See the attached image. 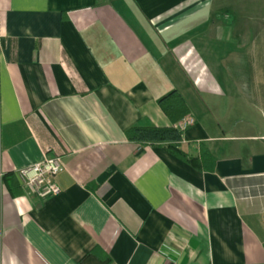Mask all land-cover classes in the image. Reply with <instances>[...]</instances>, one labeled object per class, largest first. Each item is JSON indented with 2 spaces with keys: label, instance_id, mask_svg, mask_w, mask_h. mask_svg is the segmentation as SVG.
Instances as JSON below:
<instances>
[{
  "label": "crops",
  "instance_id": "1",
  "mask_svg": "<svg viewBox=\"0 0 264 264\" xmlns=\"http://www.w3.org/2000/svg\"><path fill=\"white\" fill-rule=\"evenodd\" d=\"M0 264H264V0H0Z\"/></svg>",
  "mask_w": 264,
  "mask_h": 264
},
{
  "label": "built area",
  "instance_id": "2",
  "mask_svg": "<svg viewBox=\"0 0 264 264\" xmlns=\"http://www.w3.org/2000/svg\"><path fill=\"white\" fill-rule=\"evenodd\" d=\"M194 123L192 116H185L176 127L183 131ZM63 169L62 156L46 154L42 161L19 168L17 173L28 195L45 200L60 192L57 177Z\"/></svg>",
  "mask_w": 264,
  "mask_h": 264
},
{
  "label": "trees",
  "instance_id": "3",
  "mask_svg": "<svg viewBox=\"0 0 264 264\" xmlns=\"http://www.w3.org/2000/svg\"><path fill=\"white\" fill-rule=\"evenodd\" d=\"M160 103L172 119L173 124L171 126H135L127 131V135L130 139L138 142L165 144L174 153L187 159V155L179 148L182 130L176 127V123L189 113V107L177 91H173L163 97Z\"/></svg>",
  "mask_w": 264,
  "mask_h": 264
},
{
  "label": "rangeland",
  "instance_id": "4",
  "mask_svg": "<svg viewBox=\"0 0 264 264\" xmlns=\"http://www.w3.org/2000/svg\"><path fill=\"white\" fill-rule=\"evenodd\" d=\"M239 9H241V8H239ZM222 14L224 15V14H227V15H239V16H241V15H243V14H245V12H239V11H235L234 9H231V7H227V9L226 10H224L223 12H222Z\"/></svg>",
  "mask_w": 264,
  "mask_h": 264
}]
</instances>
